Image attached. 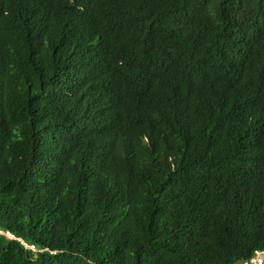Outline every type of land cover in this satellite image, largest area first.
<instances>
[{"label": "trees", "instance_id": "obj_1", "mask_svg": "<svg viewBox=\"0 0 264 264\" xmlns=\"http://www.w3.org/2000/svg\"><path fill=\"white\" fill-rule=\"evenodd\" d=\"M257 252L264 0H0V264Z\"/></svg>", "mask_w": 264, "mask_h": 264}, {"label": "rangeland", "instance_id": "obj_2", "mask_svg": "<svg viewBox=\"0 0 264 264\" xmlns=\"http://www.w3.org/2000/svg\"><path fill=\"white\" fill-rule=\"evenodd\" d=\"M8 235V234H7ZM264 261V254L263 253H256L255 256L250 259L248 262H244L241 264H260L261 262Z\"/></svg>", "mask_w": 264, "mask_h": 264}, {"label": "water", "instance_id": "obj_3", "mask_svg": "<svg viewBox=\"0 0 264 264\" xmlns=\"http://www.w3.org/2000/svg\"><path fill=\"white\" fill-rule=\"evenodd\" d=\"M9 236H11L9 233H7Z\"/></svg>", "mask_w": 264, "mask_h": 264}, {"label": "bare ground", "instance_id": "obj_4", "mask_svg": "<svg viewBox=\"0 0 264 264\" xmlns=\"http://www.w3.org/2000/svg\"><path fill=\"white\" fill-rule=\"evenodd\" d=\"M260 253H263L264 254V252H260Z\"/></svg>", "mask_w": 264, "mask_h": 264}, {"label": "clouds", "instance_id": "obj_5", "mask_svg": "<svg viewBox=\"0 0 264 264\" xmlns=\"http://www.w3.org/2000/svg\"><path fill=\"white\" fill-rule=\"evenodd\" d=\"M258 253V252H257Z\"/></svg>", "mask_w": 264, "mask_h": 264}]
</instances>
